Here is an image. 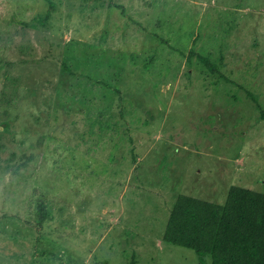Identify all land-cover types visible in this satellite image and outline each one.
<instances>
[{
	"label": "rangeland",
	"instance_id": "374dc122",
	"mask_svg": "<svg viewBox=\"0 0 264 264\" xmlns=\"http://www.w3.org/2000/svg\"><path fill=\"white\" fill-rule=\"evenodd\" d=\"M233 184L264 192V0H0V264H212L162 234Z\"/></svg>",
	"mask_w": 264,
	"mask_h": 264
},
{
	"label": "trees",
	"instance_id": "16d2710c",
	"mask_svg": "<svg viewBox=\"0 0 264 264\" xmlns=\"http://www.w3.org/2000/svg\"><path fill=\"white\" fill-rule=\"evenodd\" d=\"M162 239L209 254L212 264H264V192L233 184L223 203L180 193Z\"/></svg>",
	"mask_w": 264,
	"mask_h": 264
}]
</instances>
